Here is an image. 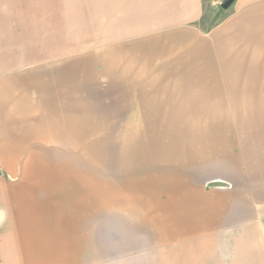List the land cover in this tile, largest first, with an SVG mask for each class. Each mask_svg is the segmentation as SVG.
<instances>
[{
    "label": "rangeland",
    "instance_id": "obj_1",
    "mask_svg": "<svg viewBox=\"0 0 264 264\" xmlns=\"http://www.w3.org/2000/svg\"><path fill=\"white\" fill-rule=\"evenodd\" d=\"M189 1L3 0L43 33L35 109L0 113V264L39 216L62 264H264V0Z\"/></svg>",
    "mask_w": 264,
    "mask_h": 264
},
{
    "label": "crops",
    "instance_id": "obj_2",
    "mask_svg": "<svg viewBox=\"0 0 264 264\" xmlns=\"http://www.w3.org/2000/svg\"><path fill=\"white\" fill-rule=\"evenodd\" d=\"M188 2L183 4H178L174 10H170L167 6V11L171 14L167 15L163 18V23H171L174 21H178L179 17L174 18L173 13L176 14H183V19H187V15L184 12L185 8L188 7V5L192 6V10L195 12L197 4L195 2L190 3ZM243 5H249L254 4L258 0H239ZM261 1V0H259ZM162 4V2H161ZM11 5H4L3 0H1L0 4V113L2 109L4 108V94H9L11 91L13 92V89L18 88V90L26 91L27 94L23 98H19L15 103H13V110L14 112H17L18 115H21L19 117L29 116V109L31 110L35 109L36 100H35V93H36V84H37V77H40L42 74H36V72H28L26 77L20 78V74L18 72L19 68V61H28L30 60V54L34 55L36 51V35L40 37L39 39L42 40V33H37V22L35 20V16L30 15V11H24L26 15L23 16L19 15V8ZM119 8V7H118ZM116 10V9H115ZM114 10V11H115ZM192 11V12H193ZM34 12V11H33ZM15 13V15H13ZM127 11L126 8V12ZM128 17V16H127ZM191 17V16H190ZM168 19V20H167ZM182 19V20H183ZM40 28H42L40 26ZM21 39L25 40L26 46H24L21 50V45L24 43ZM23 53V54H21ZM27 54V55H26ZM31 59H34V57ZM5 84L7 85V88L4 90ZM46 84L45 82L41 83V85ZM33 108V109H32ZM22 113V114H21ZM39 124V123H38ZM32 132H35V129H30ZM51 129L47 131V133H50ZM47 140H52L51 137H47ZM44 141H47L45 138ZM30 155V154H29ZM24 184V183H23ZM2 185V184H1ZM3 188V187H2ZM24 188V187H23ZM185 216V215H184ZM47 220V219H46ZM42 219L41 216H39L37 219H35L32 223L33 225L29 229L30 232H26L23 237L20 239L24 240V250L25 254L24 256L21 255L23 258L25 264H33L34 255H32L33 250H35V247L41 246L44 244V238L46 240L48 239L50 241L49 244H51L50 248L54 249V252L52 256L60 262H56V264H62V262H65L67 259L63 260L61 254L57 250L59 248L57 245H60L61 247H65L67 243L63 239H66L68 233L64 236L63 232L59 233L58 235V241L56 243L57 245L52 246V236H46V230L48 227V220ZM68 221V220H67ZM33 227V228H32ZM25 229V228H24ZM6 240H4V243ZM16 244V243H15ZM21 245V246H23ZM18 248V244L15 245ZM63 249V248H61ZM207 253H209L207 251ZM63 260V261H62ZM185 260L187 262L191 261H198L200 260L198 257L193 258L191 254L187 255L185 257ZM202 259L201 261H203ZM45 264V263H42Z\"/></svg>",
    "mask_w": 264,
    "mask_h": 264
},
{
    "label": "water",
    "instance_id": "obj_3",
    "mask_svg": "<svg viewBox=\"0 0 264 264\" xmlns=\"http://www.w3.org/2000/svg\"><path fill=\"white\" fill-rule=\"evenodd\" d=\"M234 0H225L223 3H222V8L223 9H227L232 3H233Z\"/></svg>",
    "mask_w": 264,
    "mask_h": 264
}]
</instances>
